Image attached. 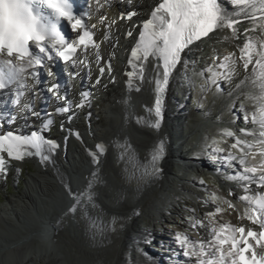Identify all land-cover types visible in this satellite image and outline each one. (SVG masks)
I'll return each instance as SVG.
<instances>
[{
  "label": "snow or ice",
  "instance_id": "6c2138e0",
  "mask_svg": "<svg viewBox=\"0 0 264 264\" xmlns=\"http://www.w3.org/2000/svg\"><path fill=\"white\" fill-rule=\"evenodd\" d=\"M108 2L109 0H104L102 4L101 0H87L90 11L80 14L74 12L72 0H0V116L4 117L0 120V129L5 124H16L18 120L28 125L30 118L40 120L43 129L49 128L53 123L52 113L43 114L46 122L41 119L42 113L36 109L33 100L37 96L45 100L51 98L63 101L62 106L55 107L56 114L72 113V101L68 99L67 89L62 92L59 81L44 87L46 81L41 79L43 72L54 78L52 68L58 63L65 68L80 66L90 75L91 55L96 65H101L103 61V66L98 68L99 75L95 84L102 83L105 73L115 82L111 59L105 61L102 57L97 33L102 35L103 42H109L113 26H118L117 20L129 22V30L124 33V37L134 41L127 58L130 70L125 72L126 86L130 90L135 86L136 91H141V87L134 85V81L138 80L140 85L154 84V106L149 109V113L154 114L155 118L145 123L157 131L163 119L164 96L170 79L182 62V54L191 46L198 45L205 39L210 40L220 33L230 34L224 35L225 41H235L243 36V43L237 45L236 51H230L222 57L213 56V64L207 69L210 73L208 80L217 85L219 90V79L231 83L233 77L241 74L242 69L243 79L236 88L250 83L253 89L258 90L259 95L249 97L260 105L257 109L260 114L258 125L253 113L251 122L256 127L241 128L239 136L232 129L224 128L221 130V138H234L226 161L236 162L241 166L235 173L236 178L254 183L258 189L264 188V0H158L149 16L139 23L134 21V17L139 14L134 0H120L121 4L130 6L131 10L121 11L115 19H110L101 11ZM228 4L232 7L228 8ZM94 15L96 23L91 22ZM63 21L70 27L67 36L61 31ZM245 23H250L251 28L245 27L241 33L240 26ZM99 26H103L102 32ZM249 32L258 35L252 37L248 35ZM111 46L115 48L117 45ZM149 73H152V79H149ZM67 74L72 77L80 75L75 71ZM79 95L80 100L75 107H90L91 93L81 91ZM8 105L17 108V112L13 114ZM71 119L72 116L69 115L68 120ZM244 119L247 125L248 115ZM63 127L61 124V128ZM74 135L78 140L82 139L79 132ZM59 147L56 140L47 139L38 131L24 134L19 129L0 130V177H7L11 161H24L29 157L39 158L44 165H55L54 156ZM114 147L118 161L125 165V172L129 171L131 165L135 170L133 175L139 173L136 176L138 180L158 176L162 171L159 166L165 156L162 140L143 161L139 160L127 143L117 142ZM87 151L92 164L98 167L107 148L101 142ZM216 151L224 149L217 148ZM98 182V172L93 171L82 190L74 192L69 184H64L72 200L67 214L75 215L79 212L83 219L90 222L89 227L94 236L96 225L90 210L97 208L95 188ZM242 191L245 194L239 199L254 203L256 208L246 209L240 218H247L252 225L258 226L259 231L252 227L224 224L218 229L211 228L210 238L202 237L198 241L190 240L186 232H178L175 241L187 258L186 264H191L193 257L196 258V264H264V193L249 195L248 183L242 185ZM229 195H234L231 189ZM209 199L216 202L218 198L211 194ZM223 202L229 208L235 207L231 201ZM190 211L192 215L186 222L192 229L198 230L204 226L203 222L196 218L194 209ZM222 211V208L217 207L207 213V216L215 221ZM258 248L260 252L257 251Z\"/></svg>",
  "mask_w": 264,
  "mask_h": 264
},
{
  "label": "bare ground",
  "instance_id": "6f19581e",
  "mask_svg": "<svg viewBox=\"0 0 264 264\" xmlns=\"http://www.w3.org/2000/svg\"><path fill=\"white\" fill-rule=\"evenodd\" d=\"M156 1L138 0L134 2V6L137 10H144L146 9L144 4ZM101 3L103 4L102 1ZM107 5L109 9L115 10L117 15L124 11L125 7V5L119 4L117 0H109ZM227 7L231 8L232 6L228 4ZM127 10H131V7L128 6ZM103 13L109 17L106 12ZM135 22L139 23L140 20H135ZM117 25L113 26V29L122 31V36H124L128 30L121 28L118 21ZM99 27L102 32L103 26ZM245 27L251 28V24L241 25V33ZM97 34L100 35L99 32ZM224 35L230 34L214 35L212 39L204 40L207 42L206 47L203 46L204 42L198 43L182 54V62L177 66V70L170 79L164 96L163 119L158 131L146 126L145 123L155 118L154 114L150 115L149 113V109L154 106V84L144 83L140 85L138 80L134 81V85L140 86L141 91H136L135 86L131 90L126 86L125 72L130 70L127 65V58L130 55V43L134 44V41L129 40V38L124 39L125 47L128 48L129 46L130 48L123 55L122 63H124L125 68L119 71V74L123 75L124 83L115 88H100L99 92L105 94V97L100 100L101 105L96 104L98 113L95 112L96 110L94 111V108H91L92 115L89 117L71 120L68 124L62 121L60 124H63L64 127L61 128L60 132H57L59 136L57 142L60 147L54 156L55 165L41 164L39 159L29 160L35 169L28 176L25 190L18 192L16 199H6V205L0 207V241L3 242L8 236L5 233L11 235L12 230L16 231L13 235L15 241L0 242V264H162L164 262L159 261L158 257H146L144 255L146 242L159 238L152 227L154 228V225L159 224V221L163 220L166 214L168 216L178 214L181 198L192 197L199 213L204 205L200 198L201 191L192 186L190 176L183 175L175 180L171 174L175 166L197 174L201 170H208L202 162H197L195 166H192L187 157L182 155V149L186 148L184 142L188 139V137L186 138L188 136L186 135L187 125L191 124L198 128L203 126L202 128L205 129L209 128L208 124L222 127L223 124L230 123L233 121L234 112L232 111L230 116L228 112L232 107L237 106L235 97L239 95L248 102L246 105L247 112L255 110L256 106L259 105L258 102L249 98L251 95H259L258 90L253 89L250 83H245L239 89L236 88V85L243 79L241 69V74L233 77L231 83L228 82L231 85H227L229 88L223 85V88H219L217 92L220 97L222 95L225 97L226 106L219 104L218 101L222 99L220 97L215 96V99L212 100H215V104L211 105V108L220 109L219 115L217 114L220 117L218 121L213 122L214 114L212 113L200 118L188 108L186 88L190 83L189 73L198 68L197 61L203 60L213 63L211 59H208V54L203 55L204 50L208 46L211 48L212 56L217 54L212 48L213 43L215 44L216 39L223 40L222 43L225 42ZM248 35L255 37L258 33L249 32ZM100 36L102 37V35ZM226 43L222 56L230 51H236L237 45L243 43V36L235 41L230 39ZM113 44V41H110L107 46L113 48L111 46ZM123 47L116 46L113 49H116L115 52H117L120 48L123 50ZM122 50L120 49V51ZM200 55L204 58L199 59ZM237 55H239L238 51ZM149 79H152V73H149ZM175 90L182 95L177 106H175L176 103L173 98L176 93L178 94V92H174ZM91 96L95 98L94 94ZM83 109L74 106L73 110L81 112ZM39 111L44 114L42 110ZM191 118L195 120H189ZM41 119L45 120L42 117ZM36 123L39 128L41 126L40 120H36ZM25 126L21 122V127ZM30 128L34 127L30 126ZM210 129L214 130L215 128L210 127ZM75 132L81 134V140L76 138ZM192 132L194 131L192 130ZM161 140L165 145V156L160 162L159 166L162 171L158 176H149L140 181L136 178L139 175L138 172L136 176L133 175L135 170L132 169L131 165H129V171L125 172L124 163L117 159V151L114 147L117 142L131 145L132 151L140 161H143ZM101 142L105 144L107 152L100 158L101 163L97 167L92 164L87 149H94L95 145ZM24 162L11 161L7 177L10 175L16 177L17 165L22 166ZM93 171L98 172L99 176V182L95 188L97 208L90 210L96 225L95 236L89 227L90 222L83 219L79 212L75 215L67 214L72 200L64 187V184L67 183L74 192L82 190ZM225 179H231V177ZM2 180L3 177H0V183ZM110 180L113 183L112 181L110 183ZM74 181L79 182L77 186L76 183L74 185ZM115 183L118 184V187ZM234 183L237 185L248 183L249 194L257 192L250 186L255 185L254 183L237 181L236 179ZM134 186L136 187L131 188ZM231 188H226V190L229 192ZM123 189L130 192L133 189H140V194L122 193ZM263 190L264 188H262L261 193ZM241 192L243 191L241 190ZM232 200L234 201V199ZM234 202L238 205L236 207L242 215L248 207H252L249 203L241 205L237 201ZM145 216L148 219V225L143 227L141 221ZM238 222L239 226L259 230L258 226L252 225L250 221L248 224L242 220ZM59 228H65V233H60ZM197 234L200 239L202 237L207 238L204 232ZM39 241L47 243L45 247H50L49 250L43 252L42 248L38 246L35 248L34 245L36 246ZM61 243L67 245L68 251L72 252V255L69 253L66 259L59 252ZM160 244L165 246V242ZM257 251L260 252L261 250L258 248ZM173 260L176 261L177 259L174 257Z\"/></svg>",
  "mask_w": 264,
  "mask_h": 264
},
{
  "label": "rangeland",
  "instance_id": "374dc122",
  "mask_svg": "<svg viewBox=\"0 0 264 264\" xmlns=\"http://www.w3.org/2000/svg\"><path fill=\"white\" fill-rule=\"evenodd\" d=\"M223 40H215V44L213 43L212 48H214V51H216V53H220V47L222 48V54L225 51V47H226V41L225 42H221ZM216 45V47H215ZM225 46V47H224ZM224 48V49H223ZM210 51V52H209ZM218 51V52H217ZM211 48H209L207 46L205 53H209V60L212 58V53H211ZM222 54L220 57H222ZM217 55V54H215ZM214 56V55H213ZM204 58V56L200 55L199 59ZM203 61V60H200ZM228 87V86H227ZM204 93V92H202ZM240 96V95H239ZM239 96H237L239 98ZM206 94H202L200 95V98L198 99L197 102L194 103V106H188L189 105V101L191 99V94L188 95V97L186 98V103L188 108L190 109L191 112L193 113H197L199 115L203 114V115H207L208 116V112L207 110H202V108L209 106L208 104H206ZM243 97V96H241ZM236 99V97H235ZM214 102V103H213ZM247 102V101H246ZM244 100L238 99V101L236 102L239 106L243 105L246 103ZM248 103V102H247ZM215 104V100L211 101V105L213 106ZM210 105V106H211ZM247 105V104H246ZM94 110L97 109V107H93ZM219 109V108H217ZM236 109H239L236 107ZM220 110V109H219ZM96 113H98V110L95 111ZM214 111V115L212 117L213 122L214 121H218L219 120V116L216 117ZM223 113V111L221 112V114ZM235 113V112H234ZM196 114V115H197ZM99 115V114H98ZM245 115H248V117L250 116V113L246 112L243 108V110H241V112L236 116L237 119V124L231 125L230 127L232 128V130L236 133L237 136L241 135V133L239 131H237V129L239 128V125H243L244 127H249V125H252L251 121L246 125L245 124V119H241L242 117L244 118ZM185 117V116H184ZM111 118H113V116L111 115ZM212 125V124H211ZM188 129H187V133L186 138L188 137V139L185 140L184 144L186 143V148L182 149V155L187 157V159L189 160V164L191 163L192 166H195V164L197 162H202V164H204V166H206V168H208V170H201L200 173H193L191 171H185V169H180L179 167L175 166L173 168L172 171V178H174L175 180H178V178L182 177L183 175L186 176H190L189 178L192 181V186L200 189L201 194H200V198L201 201L203 202V208L200 210V213L197 211V208L195 207V202L193 200L192 197H188V198H181L182 201L180 202V208H179V213L178 214H174L171 216H168V214H166V217L163 220L159 221V224L154 225V228L152 227V230L154 229L156 231V236L159 238H154L153 240L146 242V246L144 248V255L146 257H151L155 255V251L150 249V252H146V248L150 247L149 245H151V247L155 248L156 250H159L158 247H156V245L152 244L153 242L155 243H161V242H165V246L164 249L166 252H168V250L170 249V252H168V254H175V256L177 257V259H179L175 264H186V259L183 256V250L177 245L176 241H175V235L178 232H186V234L189 236L190 240L192 241H198L200 240L198 238V232H204L206 233L207 238H210L209 233H210V229L211 228H219L221 225L224 224H228L234 227H238L239 226V222L240 220L245 221V223L248 224V219L244 218L241 219L240 217L243 216L242 213H240L239 209L236 207V203L234 201H237L238 204H245L246 201H241L239 199L240 197V191L238 189H234L231 188V186H229V183H232L235 179L238 181L239 179L236 178L235 173L237 172V170H239L241 168V166L239 164H236L235 162L229 163L226 161V157L228 156V152L230 150V146L231 143L233 142L234 138H221V131L217 130V129H210L209 128H202L203 126H199L198 127H194L191 124H188ZM226 126V125H222ZM228 126V125H227ZM229 127V126H228ZM192 130L194 132H192ZM200 131V132H198ZM205 131V132H203ZM51 130H47L46 133L51 134ZM181 133V131H180ZM198 140V144L195 142L196 139ZM248 139H250L249 137H247ZM217 148H222L224 149V151H216ZM233 154L235 153V150H232ZM225 154V155H224ZM19 169V171L16 172V177L15 176H9L6 177V179H4L5 181H1L0 183V207H4L6 204L3 203L4 199H16L17 193L25 190L26 188V181L28 180V176L31 175L34 172L35 166L32 164V162L30 161H26L24 162V164L22 166L17 165ZM187 166V165H185ZM189 168V167H188ZM212 169V170H211ZM226 169V170H225ZM215 170V171H213ZM228 170V172H227ZM227 173V174H226ZM211 174L215 176H225L228 175L229 177H231V179H225L223 178L224 182L219 181L217 179H215ZM112 180H110L111 183ZM180 182V181H178ZM229 182V183H227ZM76 183V186L79 182H75L74 181V185ZM113 183V181H112ZM118 187V184L115 183ZM131 187V188H135ZM226 188H231L233 193H234V198L233 195L229 196V192L228 190H226ZM225 189V190H224ZM122 193H127V194H140V189H133V191H125L123 189ZM211 194H215L217 196V200L216 202H212L209 197ZM113 196H115L113 194ZM117 197V196H115ZM234 199V201L232 200ZM224 200H228L231 201L235 207L234 208H229L227 206V204H225L223 201ZM205 201H207V203H205ZM238 206V205H237ZM217 207H220L223 209L222 213H220L219 215L216 216L215 221H211L208 216L207 213L214 211ZM195 210V216L197 219L201 220L203 222V227L199 228L198 230L196 229H192L189 224L186 222L187 218L189 216L192 215V212L190 210ZM240 213V214H239ZM44 215V214H43ZM45 216V215H44ZM147 217L145 216V218L142 219L141 221V225L143 227H146L148 225V221H147ZM69 229V227H68ZM71 230V228L69 229ZM16 231L12 230L11 231V235L10 234H6L7 237H5V239L3 240V242L5 241H10L13 242L15 241V237L13 236L15 234ZM59 232L60 233H65V228L64 229H60L59 228ZM14 239V240H12ZM158 239V240H157ZM1 243H3L2 241H0ZM43 242V243H42ZM39 244V245H38ZM168 244V245H167ZM45 245H47V243H45L44 241H40L39 243L36 244V246L34 245V247L36 248L37 246L39 248L43 249V252H45L46 250H49L50 247H45ZM161 246H163L161 244ZM160 246V247H161ZM66 247V248H65ZM168 248V249H167ZM67 249V245H64L61 243V246L59 248V252L61 254V256L63 255L64 258L66 259V257L68 256V254L72 253L70 251H68ZM67 251V252H66ZM72 255V254H71ZM70 255V256H71ZM156 257V256H154ZM175 257V258H176ZM68 258V257H67ZM84 258V256H83ZM157 258V257H156ZM162 258V257H161ZM160 257H158L157 259L160 261L162 260ZM191 264H196V258L193 257Z\"/></svg>",
  "mask_w": 264,
  "mask_h": 264
}]
</instances>
